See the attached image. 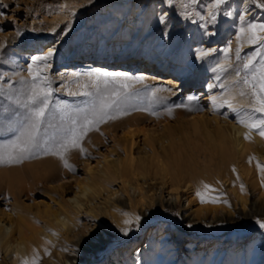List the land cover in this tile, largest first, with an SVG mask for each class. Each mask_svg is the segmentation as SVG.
<instances>
[{
	"label": "rangeland",
	"instance_id": "obj_1",
	"mask_svg": "<svg viewBox=\"0 0 264 264\" xmlns=\"http://www.w3.org/2000/svg\"><path fill=\"white\" fill-rule=\"evenodd\" d=\"M210 2L196 0L195 5L185 7L180 0L171 4L167 0H0V43L4 44L0 48V144L14 139L25 121L22 81L30 79L28 66L32 57L48 52L41 48L30 56L19 54L16 48L24 42L46 37L54 41L50 46L56 49L52 67L44 73L52 81V103L66 102L74 110L83 108L86 98L67 94L78 90L75 83L68 81L69 71L86 73L92 70L86 65L135 61L143 56L149 39L158 34L164 36L161 43L168 47L164 63L169 69L168 73L148 78V71L141 75L127 66L123 74L144 77L142 82L132 84V95L123 105L127 114L114 113L117 118L88 131L80 141L83 155L79 148L65 155L73 170L68 169L71 177L61 181L63 188L58 192H51L46 184L34 185L28 198L22 195L16 201L0 192V213L14 214L18 208H29L28 212L34 214L46 206L56 210L71 196L72 177L79 176L83 163L95 164L109 155L111 168L101 177L105 191L95 202L97 212H83L74 221L87 241L74 264H264V228L258 223L264 222V214L253 210V205L264 208V197L258 198V193L249 187L242 203L229 193L228 184L209 182L207 173L213 168L205 167L207 152L201 151L197 159L203 179L190 188L181 184L177 190L168 189L161 176L155 174L154 164H150L154 154L162 161L164 154L182 141L194 140L202 145L217 123L233 122L234 115L225 101L233 104L235 100L233 105L242 103L250 109L249 97L239 92L247 91L243 80L250 78L253 70L244 69L243 63L251 58L258 68L264 59V42H242L237 59L236 37L241 27L264 23V9L258 6L264 0H227L220 6L215 22L208 18ZM185 11L190 14L187 18ZM201 50L208 55L198 58ZM177 78L191 83L176 85ZM217 80L226 82V87L219 86ZM157 88L169 91L155 93L158 100L152 102L151 90ZM253 116L260 118L258 113ZM195 117H202L197 122V133L193 127ZM165 126L169 130H164ZM128 127L140 131L134 136L132 155L137 164L145 163L148 174L122 186L121 179L111 174L116 159L125 157L121 138ZM47 131L49 136L59 135L60 121L53 120ZM36 152L30 159L0 166V177L24 172L31 178V170L40 168L35 163L60 160L42 149ZM204 184L214 190L207 194L214 202L201 203L197 197ZM126 219L132 223L126 225ZM153 231L158 235L153 247L159 253L156 261L144 249ZM162 235L169 238L162 241ZM95 244V250L90 251ZM138 249H142V255L135 257Z\"/></svg>",
	"mask_w": 264,
	"mask_h": 264
},
{
	"label": "bare ground",
	"instance_id": "obj_2",
	"mask_svg": "<svg viewBox=\"0 0 264 264\" xmlns=\"http://www.w3.org/2000/svg\"><path fill=\"white\" fill-rule=\"evenodd\" d=\"M245 7L246 4L243 5V8ZM134 24L137 25L138 21L135 20ZM164 39V36L160 37L159 34L149 39L143 47V56L135 61L126 60L115 64L97 63L86 66H91V71L101 70L113 73H123L128 66L134 68L141 75L148 71L146 74L148 78L168 73L169 69L164 63L168 47L161 43ZM53 43L54 41L50 37L39 38L24 42L16 49L19 54L30 56L36 54L41 48L46 52L49 51ZM71 72L73 70L68 73ZM217 81L219 86L226 87V82L219 83L220 80ZM174 83L189 85L191 82L183 83L177 78ZM230 97L231 99L234 97L233 92ZM232 103L236 104L237 101L232 100ZM233 104V107L242 110L241 114L251 112L242 103ZM230 111H232L231 108ZM232 113L234 121L227 125L217 123L214 132L206 134L204 144L201 145L199 141L186 140L182 141L178 147L172 148L170 153L166 152L162 161H159L155 154L152 156L150 164H154L155 174L161 176L168 189L175 188L177 190L181 184L190 188L192 185L198 184L201 178L203 179L197 164V159L202 151L208 153V162L205 167L213 168L211 172L207 173L208 177L206 178L209 182L223 181L228 184L229 193L235 197L236 201L240 200L242 203L246 200V190L249 187L258 193V198L264 197V172L257 168V164L264 167V138L258 134L257 130L250 131L237 123L240 116L237 112L232 111ZM201 118L195 117L193 120L196 133L197 122ZM132 127L126 128L128 130L121 138L125 157L116 159V166L111 174L113 178L121 179L122 186H127V182L132 179L148 174L145 163L137 164L132 155L134 136L137 133L135 129H131ZM164 130H169V128L165 126ZM143 131L141 133H146ZM146 131L148 133V130ZM138 133L136 135L140 134ZM246 135L249 137L248 139H245ZM35 155L37 152L27 159ZM6 164L3 163L0 166ZM36 166H40V168L31 170V178L24 172H19L17 176L6 174L4 177L2 176L3 178L0 177V192L16 201L22 195L28 198L33 192L34 185L46 184L51 192H58L60 188H63L61 181L66 177H71L69 168L65 167L61 160L59 162L46 160L35 163ZM110 168L109 155H105L95 164L83 163V170L79 176L72 177L74 185L71 196L66 198L63 205L54 211L46 206L43 210L37 209L34 214L28 212L29 208H18L14 214L0 213V264H5V260H8V264H22L25 259L31 261L35 254L39 255V264H74L73 262L78 260L87 242L85 237L79 233V229L74 223L75 218L83 212L91 214L97 212L94 207L95 202L105 191V181L101 177L105 176V171L110 172ZM88 203L90 204L89 209L86 207ZM253 210L264 214L262 207L253 205ZM87 233L90 234L91 231L88 230ZM157 237L156 231L151 232L144 244L147 254H151L155 261L159 256L158 251L153 248ZM160 238L165 241L169 236L162 235ZM95 246L96 244L89 247L90 251H94ZM45 249H47V255H45ZM141 255L142 249H138L134 254L135 257Z\"/></svg>",
	"mask_w": 264,
	"mask_h": 264
},
{
	"label": "snow or ice",
	"instance_id": "obj_3",
	"mask_svg": "<svg viewBox=\"0 0 264 264\" xmlns=\"http://www.w3.org/2000/svg\"><path fill=\"white\" fill-rule=\"evenodd\" d=\"M169 4L173 0H167ZM181 4L187 7L195 5L196 0H180ZM227 0H211L209 4L208 18L215 22L217 12L221 5L226 4ZM264 9V3L258 5ZM185 18L190 14L185 11ZM244 18L241 17V20ZM161 17V23H164ZM203 27V25H202ZM264 23H249L246 27H241L236 37L237 47L235 54L237 59L240 58L241 43L249 45L264 42ZM4 44L0 43V48ZM230 51V50H229ZM56 49H50L45 55H37L32 57V62L28 66L29 80L22 81L24 84V98L21 107L26 110L24 123L17 130V135L9 142L0 144V164L3 163H19L29 158L37 150H43L45 154L57 156L64 166L73 170L67 163L65 155L74 148H79L83 155L84 149L80 147V141L88 131L92 130L96 125L105 123L108 120L117 118L114 113L127 114L123 105L131 97L130 91L133 83L143 81L142 76H128L123 73H113L101 70L88 71L86 73L72 72L68 74V81L77 85V91H68L70 96L85 97V105L83 108L73 109L66 102L56 101L52 103V81L44 73L51 69V58L55 55ZM208 55L207 52L201 50L198 58ZM227 60L228 52H225ZM243 68L252 69L250 78L243 80L244 88L239 95L247 96L250 99L249 107L251 112L241 114V109L232 106L231 101L225 103L237 112L240 118L237 123L248 128L250 131L255 129L258 134L264 138V59L259 61V67H255L254 61L249 58L243 63ZM63 79V77H62ZM152 102H156L158 98L155 93L160 91H169L166 88L152 89ZM235 97H233L234 99ZM216 98H213L215 105ZM171 112V110H169ZM260 114V118H254L253 114ZM60 121V134L49 136L47 129L52 127L53 120ZM249 137L246 135L245 139ZM251 162V161H250ZM259 171L264 172V167L257 164ZM203 191H197L196 195L201 203L214 202L213 198H209L207 194L211 191L210 185L204 184ZM243 190V189H241ZM123 215L127 216V213ZM139 217L135 218L139 222ZM124 223L131 224L132 221L126 219ZM261 228H264V222L258 221ZM127 235L128 229H123ZM35 253V250H34ZM45 249V255H47ZM22 264H39V255L35 254L31 261L25 259Z\"/></svg>",
	"mask_w": 264,
	"mask_h": 264
}]
</instances>
